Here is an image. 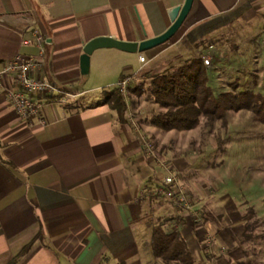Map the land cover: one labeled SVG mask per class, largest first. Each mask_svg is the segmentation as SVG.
I'll use <instances>...</instances> for the list:
<instances>
[{
  "label": "crops",
  "instance_id": "crops-1",
  "mask_svg": "<svg viewBox=\"0 0 264 264\" xmlns=\"http://www.w3.org/2000/svg\"><path fill=\"white\" fill-rule=\"evenodd\" d=\"M181 2L0 0V63L16 53L37 55L34 35L41 34V64L33 74L56 85L42 96L45 122L34 118L25 124L6 99L10 78H0V264H11L24 245L14 264H165L151 253L154 225L177 229L196 264L236 263L239 253L224 249L225 212L209 209V202L189 188L200 207L201 218L195 221L188 211L147 191L160 182L163 170L141 148L139 127L155 128L145 115L136 119L137 128L117 119L103 98L122 73L159 71L197 54L207 57L211 78L224 54L214 53L223 46L208 35L239 16H256L264 0H192L166 41L140 52L94 48L91 73L79 71L85 40L103 34L123 40L155 35L169 23L166 7ZM253 56H258L256 46ZM130 58L137 63L132 72L126 69ZM131 107L127 96L124 116ZM225 195L212 205L221 202L225 210ZM238 217L230 225L240 232L244 221ZM207 232L216 245L206 242Z\"/></svg>",
  "mask_w": 264,
  "mask_h": 264
},
{
  "label": "rangeland",
  "instance_id": "rangeland-1",
  "mask_svg": "<svg viewBox=\"0 0 264 264\" xmlns=\"http://www.w3.org/2000/svg\"><path fill=\"white\" fill-rule=\"evenodd\" d=\"M263 25L264 10L249 18L239 16L208 35L215 45L223 46L214 50V53L219 50L224 55L217 59L221 63H216V71H210L216 90L234 92L249 89L264 94ZM255 40L257 44L251 43ZM255 46L257 57L253 56ZM236 52H239L238 56ZM90 62L91 54L88 56V74L91 73ZM128 66L126 69L130 72L135 69L137 63L134 58H130ZM94 95L92 92V97ZM126 95L132 102L128 111L135 128L139 127L136 124L139 115L147 116L159 109L147 96L146 90L137 96L128 91ZM224 116L225 122L221 118L208 120L201 116L195 127L186 130L161 131L153 126L155 129L151 131L140 125V134L150 143L155 158L172 164V170L199 218L200 207L191 199L189 188L195 191V197L209 202V209L215 208L227 214L229 221L224 249L232 248L239 253L235 264H264V123L256 119L249 108L227 109ZM124 117L128 121L127 112ZM163 175L164 171L161 177ZM202 187L205 188L203 194ZM225 193L226 211L221 202L212 205ZM240 215L244 221L240 228L244 230L238 232L230 224ZM206 234L211 235V232ZM209 235L206 242L216 245L213 236L211 239Z\"/></svg>",
  "mask_w": 264,
  "mask_h": 264
},
{
  "label": "trees",
  "instance_id": "trees-1",
  "mask_svg": "<svg viewBox=\"0 0 264 264\" xmlns=\"http://www.w3.org/2000/svg\"><path fill=\"white\" fill-rule=\"evenodd\" d=\"M130 78L128 93L137 96L146 90L147 96L158 105L159 109L144 116V121L161 131L193 128L201 116H206L208 120L221 118L225 122L224 111L239 108L251 109L254 117L264 123V94L249 89L234 92L216 90L202 54L180 59L159 71L139 70ZM231 83L235 86L234 82ZM103 100L114 110L117 119L126 120L123 115L126 102L115 85L104 90ZM149 245L152 255L165 264H196L175 228L165 230L160 225L152 226ZM25 250L24 245L10 258V263L14 264L15 259Z\"/></svg>",
  "mask_w": 264,
  "mask_h": 264
},
{
  "label": "built area",
  "instance_id": "built-area-1",
  "mask_svg": "<svg viewBox=\"0 0 264 264\" xmlns=\"http://www.w3.org/2000/svg\"><path fill=\"white\" fill-rule=\"evenodd\" d=\"M43 39L41 34H35L34 40L39 45L37 55H21L16 53L0 63V78L7 75L11 81V87L6 90L5 95L8 103L14 112L25 122L30 124L33 119L43 124L45 119L41 116V106L43 104L42 96L51 93L55 90L56 85L44 77L34 75V70H37L41 64L42 47L40 42ZM203 62L208 63L207 57L203 56ZM138 61L143 60V55L138 53ZM130 81L129 74H124L117 79L115 86L118 92L127 103V85ZM128 123L135 126L133 117L130 111H127ZM139 141L141 148L149 155L155 157L150 149V143L145 136L139 134ZM157 163L164 171L160 182L151 186L147 191L163 195L173 205L178 206L188 211L193 220L199 221L200 218L190 202L187 193L180 185L177 177L172 170V164L169 162L160 161L156 158Z\"/></svg>",
  "mask_w": 264,
  "mask_h": 264
},
{
  "label": "water",
  "instance_id": "water-1",
  "mask_svg": "<svg viewBox=\"0 0 264 264\" xmlns=\"http://www.w3.org/2000/svg\"><path fill=\"white\" fill-rule=\"evenodd\" d=\"M192 0H182L179 4H173L166 7L165 11L169 19L168 25L159 33L137 39L135 36L123 40L115 38L108 34L96 35L88 38L82 43L79 54V71L86 73L88 71V56L90 52L97 47H114L128 52H140L147 48L156 46L174 33L181 24L184 16L190 8Z\"/></svg>",
  "mask_w": 264,
  "mask_h": 264
}]
</instances>
